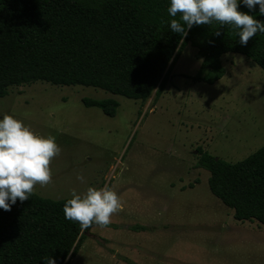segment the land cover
<instances>
[{
	"label": "rangeland",
	"instance_id": "rangeland-1",
	"mask_svg": "<svg viewBox=\"0 0 264 264\" xmlns=\"http://www.w3.org/2000/svg\"><path fill=\"white\" fill-rule=\"evenodd\" d=\"M200 61L187 44L163 93L145 102L44 81L0 97V114L60 147L35 193L58 200L107 186L120 199L108 225L84 231L69 264H264V224L235 219L198 164V150L236 162L264 145V70L227 52L224 75L208 84L190 78ZM85 97L116 99L115 115L85 106Z\"/></svg>",
	"mask_w": 264,
	"mask_h": 264
},
{
	"label": "trees",
	"instance_id": "trees-1",
	"mask_svg": "<svg viewBox=\"0 0 264 264\" xmlns=\"http://www.w3.org/2000/svg\"><path fill=\"white\" fill-rule=\"evenodd\" d=\"M168 6V0H0V97L11 86L44 81L92 86L145 102L153 92L155 98L163 93L187 44L201 58L193 81L220 79L221 55L227 52L264 70V33L241 45L236 29L213 21L193 25L182 36L168 27ZM238 10L249 11L243 5ZM250 14L264 21L258 8ZM82 101L108 116L119 105L112 97ZM198 151L210 191L233 217L264 224V145L236 162ZM67 199L32 191L9 211L0 209V264H44L42 258L49 256L69 264L88 228L64 218Z\"/></svg>",
	"mask_w": 264,
	"mask_h": 264
},
{
	"label": "clouds",
	"instance_id": "clouds-1",
	"mask_svg": "<svg viewBox=\"0 0 264 264\" xmlns=\"http://www.w3.org/2000/svg\"><path fill=\"white\" fill-rule=\"evenodd\" d=\"M168 4L167 13L172 17L168 27L182 36L193 25H208L213 21L236 29L241 45H246L257 33H264V21L250 14L258 8V14L264 16V0H168ZM239 5L249 11L238 10ZM59 153L60 147L53 136L33 132L14 115L0 114V209L9 211L17 199L21 202L29 199L37 183L46 185L50 180V160ZM77 179L84 180L79 175ZM121 207L118 195L111 188L90 186L83 194L73 190L62 210L66 220L79 223L84 230L91 224L108 225L111 214ZM42 261L56 264L52 256Z\"/></svg>",
	"mask_w": 264,
	"mask_h": 264
}]
</instances>
